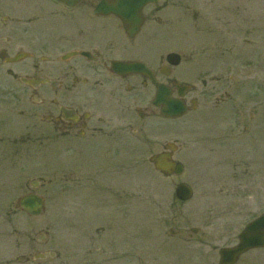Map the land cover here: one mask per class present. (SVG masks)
I'll use <instances>...</instances> for the list:
<instances>
[{"label": "rangeland", "instance_id": "374dc122", "mask_svg": "<svg viewBox=\"0 0 264 264\" xmlns=\"http://www.w3.org/2000/svg\"><path fill=\"white\" fill-rule=\"evenodd\" d=\"M21 1L0 0V16L12 11V2L20 5ZM174 1L184 5H173L172 14L186 12L193 33L188 44L176 40L178 43L172 41L173 45L158 51L191 55L206 73L226 70L233 77L229 103L237 112L233 115L220 107L205 116L199 109L171 120L172 133L167 139L179 144L174 158L184 165L178 176L155 172L148 157L160 149V142L156 139L157 144L152 145L154 138H142L137 169L130 167L96 181L115 185L120 191L118 207L109 194L105 200L101 188L73 191L69 183H60L61 176L50 165L54 162L53 145L44 157V151L36 154L40 151L37 145H29L28 161L12 165V172L21 175L0 174L9 180L14 177L11 199L33 180L39 181L36 192L45 198L44 211L36 217L15 204L8 210L0 207V254L10 251L13 264H216L219 247L231 244V235L247 219L244 214L235 216L230 209L246 200L254 206L264 200V0ZM181 25L173 20V31H180ZM22 109L19 96H0V124L13 127L10 132L0 128V136L22 133ZM90 161L101 162V155L91 153ZM180 182L193 190L187 202L173 197ZM85 185L88 183H80ZM65 188L67 192L60 194ZM191 228L198 231L192 234ZM136 237L140 238V250ZM125 245H130L126 251ZM46 251L56 254L49 259L33 258Z\"/></svg>", "mask_w": 264, "mask_h": 264}, {"label": "flooded vegetation", "instance_id": "af4514ba", "mask_svg": "<svg viewBox=\"0 0 264 264\" xmlns=\"http://www.w3.org/2000/svg\"><path fill=\"white\" fill-rule=\"evenodd\" d=\"M101 1L83 0L68 7L54 0H27L29 7L0 16V96H19L23 104L21 135L0 136V143L10 147L0 151V174L27 160L29 144L39 148L53 144L56 170L75 187H80L81 176L92 181L94 175L119 172L126 155L140 157L142 137L160 140L172 133L171 119L161 117L152 104L156 92L152 80L169 89L171 96L181 91L187 106L184 116L199 109L210 116L220 107L234 112L229 103L233 77L226 70L206 73L194 64L193 56L181 54L179 64L186 66L179 72L166 54L156 50L173 45L172 41L188 44L193 33L186 20L189 15L172 14L173 5H184L181 1L146 4L140 26L133 18L124 25L114 11H97ZM173 20L182 22L180 31H173ZM75 51L79 54L73 55ZM14 57L18 60L11 61ZM135 62H143L150 76L124 72L115 65ZM93 152L101 155V162H88ZM93 185L104 188L105 200L109 194L120 202L115 185ZM7 191H0V206L10 209L14 200ZM33 191L27 189L25 194ZM252 202L234 205L230 212L244 214L247 224L264 213V200L255 206ZM239 233L231 235L234 241L226 247L236 245ZM136 244L140 250L139 237ZM0 264H13L10 251L0 254ZM233 264H264V245L247 250Z\"/></svg>", "mask_w": 264, "mask_h": 264}, {"label": "water", "instance_id": "95a60500", "mask_svg": "<svg viewBox=\"0 0 264 264\" xmlns=\"http://www.w3.org/2000/svg\"><path fill=\"white\" fill-rule=\"evenodd\" d=\"M62 1L69 3V1H74V0H62ZM148 1H151V0H118V4L115 6H111V7L115 8L119 6L121 8H124L125 11L138 13V11L141 9L143 4ZM104 6L105 5H103V7ZM130 10H133V11H130ZM172 56L174 55L170 54V57ZM174 63L176 62L174 61ZM155 104H162L161 113L165 116H179L185 110L184 105L180 101H178L177 99L170 100L168 98L167 91H165L164 88L160 86L158 88L157 96L155 99ZM166 148L173 151L175 149V146H173L172 144H168ZM170 155H171L170 153H162V154L153 155L150 158V161L154 163V166L156 169L160 170L166 175L171 174V173L180 174L182 172V166L180 164H176L175 162H172L170 160ZM175 195L177 198L181 200H187L191 196V190L187 185L180 184L176 188ZM20 204H21V207L27 213L32 214V215H38L42 210L41 198L34 196V195L23 197L20 200ZM257 227L258 229L256 230L255 228ZM263 227H264V215L246 227V229L243 231L241 235L240 244L236 248L223 251L222 253L223 258L226 257V258L233 259L240 252L244 251L246 248L253 246V245L261 244ZM253 232L254 234H252Z\"/></svg>", "mask_w": 264, "mask_h": 264}]
</instances>
